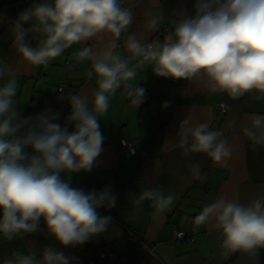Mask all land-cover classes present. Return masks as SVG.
<instances>
[{
  "label": "clouds",
  "instance_id": "9594fccd",
  "mask_svg": "<svg viewBox=\"0 0 264 264\" xmlns=\"http://www.w3.org/2000/svg\"><path fill=\"white\" fill-rule=\"evenodd\" d=\"M134 15L123 0H33L14 19L0 12V23L10 26L13 46L29 65L47 66L65 50L83 44L72 59L89 61L86 75L96 83L91 99L87 94L57 98L66 100L70 108L63 123L61 112L50 106L35 116H24L15 100L17 81L9 79L0 86V237L4 240L39 233L60 248H71L108 231L112 217L98 209L116 206L111 186L85 191L72 185V176L91 172L98 164L105 140L99 117L108 112L110 96L123 88L131 104L144 102L146 89L131 83L139 71L150 67L157 77L198 82L232 98L249 93L264 97V0H194L191 11L184 9L162 41L129 36V55L122 58L117 41L133 24ZM163 18L149 14L145 28L154 33ZM101 34L111 37L107 46L101 50L87 46ZM5 74L0 68V79ZM242 131L250 140L264 142V118L257 116ZM177 135L173 147L182 149L185 157L204 153L214 163H222L232 156L222 132L210 130L207 123L193 125L185 118ZM173 199L149 189L135 202L150 200L157 212H163ZM210 221L222 232L225 250L257 255L264 249V196L247 204L220 197L195 217L196 226ZM72 259L45 246L39 254L14 251L2 264H71Z\"/></svg>",
  "mask_w": 264,
  "mask_h": 264
},
{
  "label": "crops",
  "instance_id": "0c3cea01",
  "mask_svg": "<svg viewBox=\"0 0 264 264\" xmlns=\"http://www.w3.org/2000/svg\"><path fill=\"white\" fill-rule=\"evenodd\" d=\"M12 0H0V3ZM27 6L33 0H26ZM194 0H123V6L134 12L133 24L117 41V53L129 55L126 41L131 35L140 40H151L158 33L162 41L174 30L180 14L191 11ZM163 14V21L154 33L145 28L148 15ZM8 24L0 23V68L5 76L0 86L9 79L18 84L15 100L24 116H35L46 107L61 112L60 122L70 108L68 102H58L60 96L91 94L95 80L87 78L90 62L78 63L72 55L85 45H74L47 66H31L16 52ZM35 46V40L29 35ZM111 41L106 34L93 38L87 46L101 50ZM69 62V63H66ZM73 62L76 64L73 65ZM64 84L61 92L60 84ZM146 89L144 102L137 106L130 102L125 89L110 96L109 110L99 117L100 130L105 140L98 164L91 172L72 176V185L85 191H100L111 186L117 196L116 206L98 209L101 215L111 216L108 231L82 246L60 248L43 234H26L23 239L6 241L0 237V264L14 251L39 254L45 246L61 250L73 259L71 264H264V249L257 255L238 251L228 260L222 247V232L214 222L196 226L195 217L207 204L220 197L247 204L264 196V142L256 143L243 134L257 116L264 118V97L245 94L232 98L227 93L212 91L198 82L174 81L153 75L149 67L139 71L131 82ZM225 102L227 110L218 104ZM167 104V107L164 105ZM189 118L192 124L207 123L209 129L222 132L232 149V156L222 163H214L204 153L183 155L178 144L177 127ZM137 143V154L120 155V139ZM153 189L174 197L163 212H157L150 200L135 202L146 190ZM133 194L134 199H129ZM174 229L184 230L192 240H175ZM132 230L152 250H139L127 238ZM111 243L115 257L100 258L96 248Z\"/></svg>",
  "mask_w": 264,
  "mask_h": 264
},
{
  "label": "built area",
  "instance_id": "2783aa9c",
  "mask_svg": "<svg viewBox=\"0 0 264 264\" xmlns=\"http://www.w3.org/2000/svg\"><path fill=\"white\" fill-rule=\"evenodd\" d=\"M161 34H162V32L157 33L158 36ZM66 63H69V62H66ZM75 64L76 63L73 62V65H75ZM63 88H64V84L61 83L60 86L58 87V91L61 92L63 90ZM218 107H219L220 111L223 113L227 110V105L225 104V102H220L218 104ZM117 151L120 155H123V156L135 155L138 152L137 143L135 140L122 138V139H120V142L117 146ZM146 190H149V189H146ZM173 237L175 240H187V241L192 240V238L190 236H188V234L182 229H174L173 230ZM127 238L130 240H133L137 244L139 250H148V251L152 250L151 244L149 242L145 241L142 237L138 236L132 230L127 231ZM75 247H77V246H75ZM96 251H97L98 256L100 258H104L107 256L115 257V252L113 251V247H112L111 243H105V244L97 247ZM237 252L238 251L233 252V251L225 250L226 258L228 260H231L237 254Z\"/></svg>",
  "mask_w": 264,
  "mask_h": 264
},
{
  "label": "trees",
  "instance_id": "16d2710c",
  "mask_svg": "<svg viewBox=\"0 0 264 264\" xmlns=\"http://www.w3.org/2000/svg\"><path fill=\"white\" fill-rule=\"evenodd\" d=\"M26 0H12L0 3V12H6L8 17L14 19L19 12L27 8ZM158 37L156 34L154 38Z\"/></svg>",
  "mask_w": 264,
  "mask_h": 264
}]
</instances>
